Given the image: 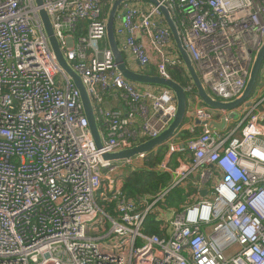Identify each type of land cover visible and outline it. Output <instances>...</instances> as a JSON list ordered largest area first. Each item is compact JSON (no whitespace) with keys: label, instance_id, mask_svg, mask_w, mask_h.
<instances>
[{"label":"built area","instance_id":"built-area-1","mask_svg":"<svg viewBox=\"0 0 264 264\" xmlns=\"http://www.w3.org/2000/svg\"><path fill=\"white\" fill-rule=\"evenodd\" d=\"M115 1L43 4L93 101L103 136L97 148L81 92L59 64L35 0H0V264H264L262 101L242 105L232 128L228 111L196 108L190 132L206 123L178 146L181 131L169 141L160 169L175 176L155 195L135 200L123 191L147 153L104 158L159 136L177 111L172 90L141 88L119 71L107 37ZM157 1L121 2L115 33L123 53L171 77L168 67L177 58L165 6L205 88L223 101L241 97L264 44V0ZM186 88L199 98L193 86ZM108 90L120 93L123 110L104 107ZM219 116L227 117L224 129L211 125ZM176 151L192 154L193 163L174 171L169 162ZM200 172L203 184L212 183L210 196L166 219L159 203ZM106 193L117 216L99 203ZM152 213L165 235L143 231ZM111 239L114 250L105 243Z\"/></svg>","mask_w":264,"mask_h":264},{"label":"water","instance_id":"water-1","mask_svg":"<svg viewBox=\"0 0 264 264\" xmlns=\"http://www.w3.org/2000/svg\"><path fill=\"white\" fill-rule=\"evenodd\" d=\"M122 1L124 0H116L113 3L107 21V37L110 48L114 53L115 61L118 64V69L124 75L125 78L133 82L139 84H149V85L165 87L172 90L175 93L177 99V111L169 126L166 129H164L159 136L152 138L148 141H145L132 148H128L119 152L105 154L104 158L110 161H118L122 159L129 160L141 153H150L157 147L164 145L172 138H174V136H177V134L180 132L179 131L180 128L183 126L184 122L187 119L188 109H189V103H188L189 91L182 83H180L179 81L175 80L172 77H164L159 74L151 75V74L135 71L128 66L124 53L119 46L115 33V16L117 9L119 8ZM148 1L158 3L157 0H148ZM35 2L39 8V16L42 20L45 31L50 41V45L52 47L53 52L55 53V56L59 64L68 74L72 76V78L76 83V86L79 88L81 92V98L84 105L85 113L88 117L89 125L96 146L97 148H101L103 145V136L101 134L100 124L96 116V112L91 96L89 95L87 88L83 83L82 77L71 67L70 63L66 59L61 49V44L55 34L50 16L47 10L45 9V7L43 6L44 0H35ZM162 12L166 18L167 24L169 25L172 31L173 38L177 43V47L180 51L182 60L185 65V69L187 70L189 76L192 79L194 88L196 89V93L198 94L199 98L210 108L216 110L228 111V117H232V118L235 117L236 114L235 110L240 106L245 105L246 107H252L254 103L253 101H251V96L253 94L260 71L264 63V44L258 51L244 94L238 99H235L233 101H229V102L223 101L221 99L215 98L205 88V86L201 81V78L199 77V74L197 73L193 65L189 53L187 52L186 48L182 43L175 20L171 17L168 9L165 6L162 7ZM198 122L200 124L206 123V121L204 122L198 121ZM224 123H226L227 125V117L223 118L221 122L213 121L211 122V125L215 129H224L226 127V126L223 127ZM206 193L207 190L202 191V195H206Z\"/></svg>","mask_w":264,"mask_h":264},{"label":"trees","instance_id":"trees-1","mask_svg":"<svg viewBox=\"0 0 264 264\" xmlns=\"http://www.w3.org/2000/svg\"><path fill=\"white\" fill-rule=\"evenodd\" d=\"M172 45L173 43L171 44V50H173ZM176 58H177L176 62L174 64L171 63L168 67L171 77L182 83L185 87H189V86L194 87L192 79L189 76L187 70L185 69L180 56L176 55ZM263 81H264V63L260 71L251 99L258 95V93L262 89ZM261 96L262 97L264 96V92L263 95ZM202 105H205L204 102H202ZM191 134L192 133H189L187 131L182 132V134L180 135V139L181 138L184 139L185 137L192 136ZM166 146H167L166 144L159 146V148L157 149L158 152L156 154L154 153L156 150L150 152L144 159L143 164L140 165L139 168H137L135 171H133L127 178H125L123 183V191L128 197L138 200L146 193H157L159 192L160 189L164 190L168 187V184L172 179L170 173H168L167 171L163 172L158 170L159 165L163 163L165 156L167 154L168 147L166 148ZM176 162H177L176 154H174L170 160V165L172 166L173 163ZM103 189H105V185L103 186ZM176 194L175 195L170 194L168 196L166 200L167 205L174 207L175 206L181 207L184 204L186 200V195L183 194L182 192H180V194H177V196ZM172 197L174 198L178 197V199L172 201L173 199ZM167 208L168 207L165 205L164 209ZM157 217H158L157 213L150 214L146 219L143 231L149 234H158L160 236H163L165 235V231L161 230L162 221L159 220Z\"/></svg>","mask_w":264,"mask_h":264},{"label":"crops","instance_id":"crops-1","mask_svg":"<svg viewBox=\"0 0 264 264\" xmlns=\"http://www.w3.org/2000/svg\"><path fill=\"white\" fill-rule=\"evenodd\" d=\"M172 47H173V50H171V54L172 55H179L180 57H181V54H180V51H179V49H178V47H177V43H176V41L175 40H173V45H172ZM178 51H179V53H178ZM125 54V53H124ZM125 59H126V62H127V64H128V66L131 68V69H133V70H135V71H139V72H143V73H147V74H151V75H155L152 71H157V73L159 74V72H158V70H157V68H156V66H154V65H151L149 68H151V71H142V66H141V64H140V62L137 60V59H135L131 54H125ZM185 67V66H184ZM142 87L141 88H147L148 90H153V91H155V89H158L159 87L158 86H155V85H149V84H142L141 85ZM155 87H158V88H155ZM149 88H151V89H149ZM154 88V89H153ZM194 90H195V94H197L196 93V89L194 88ZM198 95V94H197ZM262 95H263V93H262ZM258 96V95H257ZM257 96H255L254 98H252L251 99V101H253V100H257L258 102L259 101H262V103L260 104V106H259V108H258V111L259 112H261V113H263L264 114V96L263 97H257ZM202 100L200 99V98H194V102L192 103L191 102V106H189V109H188V116H187V119H186V121L184 122V124H183V126L180 128V130L179 131H181V134H182V132H185V131H187V132H189V133H191L190 132V130H189V128L195 123V121H194V117H193V114H194V111H195V109L196 108H198V107H200V106H202ZM205 104V103H204ZM206 105V104H205ZM207 106V105H206ZM104 107L105 108H107V109H112V110H119V109H122L123 110V108H124V105H123V102H122V99L120 98V93L118 92V91H114V90H108L106 93H105V102H104ZM192 112H193V114H192ZM192 114V115H191ZM216 115H218V113L216 114ZM218 119H220V116L217 118V120ZM222 121V118L219 120V121H217V122H221ZM142 123H143V121H142V119L140 118L139 119V121H138V123L137 124H135L134 125V128L135 129H137L138 128V125H142ZM198 124H200V123H198ZM197 123H196V133L195 134H191L192 136H189V137H185L184 139L183 138H181L180 140H175L174 142L176 143V146H178V142H180V141H188V140H190V139H192V138H194L195 136H197L200 132H201V130H202V127L200 126V125H198ZM171 143H173V142H168V145L170 144L171 145ZM158 147L156 148V149H154L153 151H155L154 153L156 154L157 152H158ZM152 151V152H153ZM169 151L170 150H168V152L167 153H169ZM149 153H147V155H148ZM174 154H176V163H173V165L171 166L173 169H174V171L175 170H178L183 164H187V165H191L192 163H193V155L192 154H190V153H187V151H181V152H179V151H176V152H173V155ZM173 155H172V157H173ZM171 157V158H172ZM165 158H166V156H165ZM182 161H185V162H182ZM143 164V162L141 163V165ZM169 165H170V162H169ZM160 166L161 165H159V167H158V170H161L160 169ZM207 168H210L212 171L214 170V167H212V166H208ZM171 175V178H173L174 176H175V174H170ZM202 177H201V172L199 173V174H196V176L195 177H193V178H191V179H187L185 182H183L181 185H178V186H176V187H174V188H172V189H170L169 191H168V189H167V191H168V193H167V195L164 197V199L159 203V206L161 207V208H164V206L166 205L168 208V210L167 209H164V211L166 212V215H165V218L166 219H169L170 217H171V212L172 211H182L183 210V208L186 206V205H188V204H190L192 201H194V199H196V198H208L209 196H210V192H209V188H208V182H206L207 184H203L202 183ZM212 186V185H211ZM205 187V188H204ZM200 188H204V189H202L201 191H200ZM176 189H181V190H183V191H185L186 192V194H188V193H190V196H189V200L187 201V202H185L179 209H178V207H174V206H170V205H167L166 204V200H167V198H168V196L170 195V194H172V195H175V194H173V192L176 190ZM164 190H166V189H164ZM163 189H160L159 190V192L160 191H164ZM203 190H207V193H206V195H202V191ZM158 193V192H157ZM157 193H146L145 195H155V194H157ZM171 195V196H172ZM176 196H177V194H176ZM173 199H172V201H175L176 199H178V197L176 198H174V197H172ZM163 223V222H162ZM161 230H163V231H165V234H166V230H164V229H161Z\"/></svg>","mask_w":264,"mask_h":264},{"label":"rangeland","instance_id":"rangeland-1","mask_svg":"<svg viewBox=\"0 0 264 264\" xmlns=\"http://www.w3.org/2000/svg\"><path fill=\"white\" fill-rule=\"evenodd\" d=\"M173 40H174V38H173ZM142 71H151V68H149V67H143L142 68ZM154 74H158L157 73V71H152ZM264 92V83H263V86H262V89L260 90V92L258 93V96L257 97H260L261 95H262V93ZM262 97V96H261ZM194 98H195V96L193 95V94H191V93H188V103H189V106H191V102L193 103L194 102ZM241 111H242V106L241 107H239V108H237L236 110H235V112H236V114H235V117L233 118V121H232V123L230 124V128H232L236 123H238L239 122V120H241V118H242V116H241ZM214 118H216V116H214ZM226 126V123H224L223 124V127H225ZM169 142V141H168ZM168 142L167 143H165L167 146H166V148H167V152H168V150H170V144L168 145ZM159 148V147H158ZM167 155V154H166ZM160 171H163V170H160ZM164 172V171H163ZM211 184L212 183H209L207 186H208V188H211ZM180 192H182L183 194H185L186 195V200H185V202H187L188 200H189V194L190 193H188V194H186V192L185 191H183V190H178V189H176L174 192H173V194H180ZM153 195V194H152ZM111 197H112V195H111V193H106L105 194V197H99V203L104 207V209L108 212V213H110V214H112V215H115V216H117V212H116V208H115V204H114V202L111 200ZM184 202V203H185ZM180 207H178V209H179ZM104 226H107V229H108V227L111 225V223L110 222H108V221H105L104 223ZM105 243H107L110 247H112L113 248V250H114V248H115V246H116V244H117V242H116V240H114V239H111V240H109V241H106ZM238 249V247L237 246H235V247H233V249L232 250H237Z\"/></svg>","mask_w":264,"mask_h":264}]
</instances>
